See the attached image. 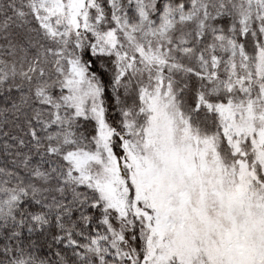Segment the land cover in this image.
<instances>
[{
	"label": "snow or ice",
	"instance_id": "snow-or-ice-1",
	"mask_svg": "<svg viewBox=\"0 0 264 264\" xmlns=\"http://www.w3.org/2000/svg\"><path fill=\"white\" fill-rule=\"evenodd\" d=\"M0 264H264V0H0Z\"/></svg>",
	"mask_w": 264,
	"mask_h": 264
}]
</instances>
